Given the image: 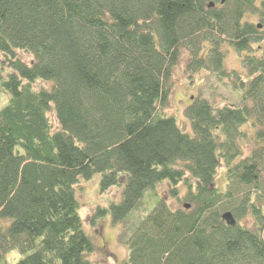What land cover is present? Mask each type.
I'll use <instances>...</instances> for the list:
<instances>
[{
  "label": "trees",
  "instance_id": "trees-1",
  "mask_svg": "<svg viewBox=\"0 0 264 264\" xmlns=\"http://www.w3.org/2000/svg\"><path fill=\"white\" fill-rule=\"evenodd\" d=\"M248 12L264 22V0H0V259L93 264L77 186L100 174L102 193L124 186L97 215L120 225L125 264H264V30ZM227 45L245 76L226 72ZM182 48L189 74L232 77L240 97L196 98L191 132L165 112ZM165 182L183 206L140 214Z\"/></svg>",
  "mask_w": 264,
  "mask_h": 264
},
{
  "label": "rangeland",
  "instance_id": "rangeland-1",
  "mask_svg": "<svg viewBox=\"0 0 264 264\" xmlns=\"http://www.w3.org/2000/svg\"><path fill=\"white\" fill-rule=\"evenodd\" d=\"M258 2L261 0H257ZM245 21L261 25L264 30V22L259 14L248 12ZM264 48V41L252 45L253 52L260 56ZM226 52L225 70L227 73L236 71L243 76L246 70L242 64V55L233 47L227 45L224 48ZM207 54V49L205 50ZM191 61V54L186 48H182L179 63L173 69L172 90L170 105L165 112L177 118L180 125L186 132H191V122L185 115V110L196 98L206 99L213 104H237L240 100L238 94L233 89L232 77H219L210 71H201L198 74H189L187 64ZM45 83L36 84L37 88L42 87ZM50 85V83L48 84ZM10 102V95L3 90L0 85V110L6 107ZM249 134L253 135L255 129L250 125L244 127ZM250 139V138H249ZM249 145V144H247ZM251 146V145H250ZM250 152L246 148L245 156ZM224 168L219 171L218 183L224 185L222 177ZM100 174H96L88 181H81L77 186V195L81 204V217L84 222L86 232L91 236L95 245V251L91 255L93 264H125L128 257V247L125 246L120 238V225L113 223L110 214L97 215L98 208H109L112 204L120 203L123 197L124 186H114L105 193L100 191ZM147 191L145 194L146 204H143L140 214L144 213L150 206L151 201L156 198H165L174 207H182L177 199L171 196V185L167 182L160 184L154 191ZM148 194V195H147ZM179 195H185V189L180 187ZM147 196V197H146ZM144 198V199H145ZM244 224H251L249 219L242 221ZM22 255L18 250L7 254L4 259H0V264H13L18 262Z\"/></svg>",
  "mask_w": 264,
  "mask_h": 264
},
{
  "label": "water",
  "instance_id": "water-1",
  "mask_svg": "<svg viewBox=\"0 0 264 264\" xmlns=\"http://www.w3.org/2000/svg\"><path fill=\"white\" fill-rule=\"evenodd\" d=\"M185 209H190L191 205L190 204H184ZM222 219L225 221L228 225L230 226H235L237 224V220L234 217L233 213L230 211H226L225 213L222 214Z\"/></svg>",
  "mask_w": 264,
  "mask_h": 264
},
{
  "label": "flooded vegetation",
  "instance_id": "flooded-vegetation-1",
  "mask_svg": "<svg viewBox=\"0 0 264 264\" xmlns=\"http://www.w3.org/2000/svg\"><path fill=\"white\" fill-rule=\"evenodd\" d=\"M261 1H262V0H261ZM261 1H259V2H261ZM259 29H262L261 25H259ZM261 54H262V52H261Z\"/></svg>",
  "mask_w": 264,
  "mask_h": 264
}]
</instances>
